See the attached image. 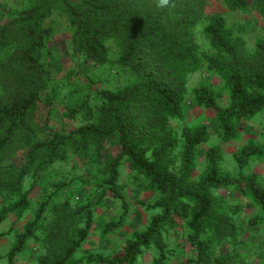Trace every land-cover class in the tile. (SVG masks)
I'll return each instance as SVG.
<instances>
[{
  "label": "trees",
  "instance_id": "1",
  "mask_svg": "<svg viewBox=\"0 0 264 264\" xmlns=\"http://www.w3.org/2000/svg\"><path fill=\"white\" fill-rule=\"evenodd\" d=\"M206 1L169 0L159 6V0H30L0 19V224L10 214L21 217L32 209L31 193L55 163L92 150L91 161L102 172L56 184L17 233L8 252L11 264L29 241L44 249L37 264H138L151 248L157 251L154 264H168L173 250L166 233L183 222L196 252L191 264H249L230 247L242 241L244 229L237 219L245 207L258 206L261 213L249 222L264 225V183L256 173L235 177L224 172L219 146L206 151V169L195 176L199 147L210 140L209 128L185 125L177 131L171 124L172 119H184L188 75L203 67L221 75L230 88L228 106L220 105L211 84L192 89L197 106L216 111L221 141L237 139L247 122L264 112V39L256 41L254 51H245L222 14L205 21ZM222 1L231 10L256 9L264 15V0ZM58 8L66 12L80 57L98 66L118 65L129 75L124 86L88 93L70 110L83 123L43 137L53 114V95L45 101L44 96L56 79L46 54L55 33L48 21ZM201 23V33L217 55L196 42L195 28ZM109 41L119 48L116 58ZM114 139L121 145L117 154ZM262 156L263 148L254 142L234 153L240 168ZM124 162L139 188L160 194L153 203L143 202L147 210L159 212L146 228L134 229L115 255L88 251L78 256L95 222L94 206L89 198L75 201L72 195L52 200L75 182L101 190L100 198L110 194L120 200L123 211L104 225L103 235L117 231L130 211L120 182ZM231 188L249 196L250 204L231 203L219 193ZM217 245L222 247L219 253Z\"/></svg>",
  "mask_w": 264,
  "mask_h": 264
},
{
  "label": "rangeland",
  "instance_id": "2",
  "mask_svg": "<svg viewBox=\"0 0 264 264\" xmlns=\"http://www.w3.org/2000/svg\"><path fill=\"white\" fill-rule=\"evenodd\" d=\"M30 0H0V19L7 14L20 10L27 6ZM58 8L54 11L48 21L55 26V33L47 42V57L56 71V79L51 89L45 94L44 101L49 94L53 95V114L49 120V126L43 137L50 132H68L70 129L83 123L85 120L81 115L72 117L69 115L74 106H79L88 93L103 88H116L124 86L128 80L129 73L123 71L118 65L98 66L92 62L85 61L74 50L72 42V29L68 22L65 11ZM59 10V11H58ZM58 11V12H57ZM222 14L228 28H233V35L238 45L245 51L252 52L255 49L256 41L264 39V15L256 10L244 11L241 9L231 10L222 0H207L205 3V21L215 14ZM204 20V19H203ZM47 22V23H48ZM238 24V25H236ZM202 25L195 28V39L202 50L212 55H217V50L212 46L209 39L202 32ZM111 57L116 58L119 53L118 46L109 41ZM211 84L218 92V101L222 106L230 103V88L226 80L219 74L203 67L197 72L190 73L187 77L185 89V115L182 121L172 119L171 124L177 131H181L185 125L196 126L206 124L210 132V140L199 147V155L195 170V176H199L206 169L205 153L212 146H219L222 150L221 161L224 172L239 176L241 173L258 175L261 183H264V156L252 158L247 166L240 168L234 159V153L242 146L254 142L264 150V112L258 113L252 120L247 122L246 129L237 139L223 142L218 135L219 125L216 118V111L211 108L199 107L193 99L192 89L200 84ZM46 112L47 105H42ZM113 150L117 154L121 145L117 139L112 141ZM92 150L86 154L71 155L65 162L55 163L48 171L39 177L38 186L32 193V209L23 216L10 214L0 224V264H11L8 252L15 241L18 232L22 231L27 221L34 217L35 209L43 201L47 194L54 190L57 183L68 181L81 174L91 173L101 175V169L91 161ZM127 162L121 165L120 182L124 185V191L130 201V211L126 224L117 231L103 235L104 225L118 219L122 214V205L119 199L110 194L101 197V190L97 191L91 185H83L75 182L65 189H62L52 203L66 195H72L75 201L90 199L95 209V222L87 243L79 251L78 256H83L88 251L102 253L104 255H115L124 245L127 238L135 230L147 227L153 214L159 210H147L143 202L153 203L160 199V194L153 190H144L134 183V178ZM27 179L26 185L31 182ZM231 203L249 205V196L242 195L235 189L219 191ZM260 208L254 204L243 209L237 219L238 225L244 229L242 241L236 246H231L242 257V260L249 264H264V225H253L250 218L260 214ZM190 229L186 222L181 223L176 229L166 233V240L173 250L168 264H191L190 259L195 257V248L188 238ZM217 252L222 250L217 245ZM44 252V249L29 241L25 252L15 257L12 264H37V258ZM157 251L151 248L140 257L138 264H154L153 259Z\"/></svg>",
  "mask_w": 264,
  "mask_h": 264
},
{
  "label": "clouds",
  "instance_id": "3",
  "mask_svg": "<svg viewBox=\"0 0 264 264\" xmlns=\"http://www.w3.org/2000/svg\"><path fill=\"white\" fill-rule=\"evenodd\" d=\"M169 0H159V6H165L167 5Z\"/></svg>",
  "mask_w": 264,
  "mask_h": 264
}]
</instances>
